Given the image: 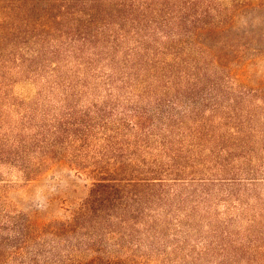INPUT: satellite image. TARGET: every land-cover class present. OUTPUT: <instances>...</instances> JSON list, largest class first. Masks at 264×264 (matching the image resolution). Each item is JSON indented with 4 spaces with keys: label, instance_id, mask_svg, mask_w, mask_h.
Returning <instances> with one entry per match:
<instances>
[{
    "label": "trees",
    "instance_id": "obj_1",
    "mask_svg": "<svg viewBox=\"0 0 264 264\" xmlns=\"http://www.w3.org/2000/svg\"><path fill=\"white\" fill-rule=\"evenodd\" d=\"M244 9H264V0H0V88L14 83V78H43L62 66L68 68L52 86L69 92L56 100V108L37 107L41 122L28 138L30 143L22 139L11 148L2 141L0 147V156L19 162L25 179L54 161L67 163L89 179L82 201L60 230L102 223L112 228V219L127 220V225L150 222L143 212L153 206L152 200L164 198V186L186 179L203 181L180 177L202 173L199 162L180 163L179 148L170 139L173 131L183 132L186 126L188 111L181 110L178 101L185 98L186 105L197 109L200 104L216 107L218 84L204 77L211 74L210 63L225 67L229 62L235 39L228 34L236 13ZM126 39L127 62L141 70L139 76L134 73L132 88L127 81V107L116 96L115 101L110 98L112 74H102L106 99L79 106L91 76L100 75L94 67L97 61L124 50ZM192 60L199 66L191 67ZM77 67L91 76L80 74ZM168 85L177 86L176 94H167ZM193 124V134L201 132L203 121ZM155 148L159 151L152 154ZM31 153L36 154V167L24 158ZM126 208L127 217L115 213ZM32 220L13 225L18 229L15 247L27 244Z\"/></svg>",
    "mask_w": 264,
    "mask_h": 264
},
{
    "label": "rangeland",
    "instance_id": "obj_2",
    "mask_svg": "<svg viewBox=\"0 0 264 264\" xmlns=\"http://www.w3.org/2000/svg\"><path fill=\"white\" fill-rule=\"evenodd\" d=\"M228 35L235 39L229 62L225 67L210 63L211 74L204 77L218 84L216 107L210 110L200 104L197 109L186 105L185 98L178 101L180 109L188 111L186 126L170 138L179 148L180 163L199 162L202 173L180 177L205 180L164 186V198L152 200L153 206L143 212L152 218L150 222L127 225V220L112 219V228L102 223L62 231L89 179L59 161L25 179L19 162L0 156V264H264V9L236 13ZM121 46L124 50L110 60L97 61L96 78L77 67L80 74L92 77L88 91L80 94L79 106L106 99L103 77L112 74L110 98L115 101L116 96L127 107V81L132 88L134 73L139 76L141 70L135 62H127V39ZM193 60L191 67L199 66ZM178 68L182 71L185 65ZM67 69L62 66L43 78H14V83L1 86L0 147L2 141L11 148L22 139L30 143L28 138L41 122L37 107L56 108V100L69 92L52 86ZM169 85L167 94H176L177 86ZM202 121L201 132L193 134V123ZM155 149L152 154L158 153ZM35 156L24 158L32 159L36 167ZM157 157L167 162L164 155ZM115 213L127 217V208ZM115 213L113 209L111 214ZM28 217H33V228L26 231L27 244L15 247L18 229L13 225Z\"/></svg>",
    "mask_w": 264,
    "mask_h": 264
}]
</instances>
